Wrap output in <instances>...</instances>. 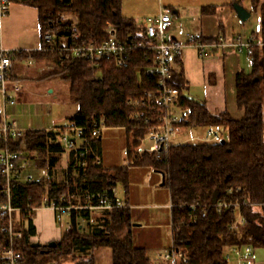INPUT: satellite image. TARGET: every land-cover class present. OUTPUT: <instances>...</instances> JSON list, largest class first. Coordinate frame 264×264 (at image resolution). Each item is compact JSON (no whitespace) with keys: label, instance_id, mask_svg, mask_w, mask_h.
<instances>
[{"label":"trees","instance_id":"1","mask_svg":"<svg viewBox=\"0 0 264 264\" xmlns=\"http://www.w3.org/2000/svg\"><path fill=\"white\" fill-rule=\"evenodd\" d=\"M35 8L39 13L42 49L33 57L54 56L57 76L70 84V102L78 107L69 119V125L91 127L105 121L107 128H127L132 132V147L148 130L144 122L141 129H132L133 116L138 110L127 105L129 100L147 98L155 93L157 78L146 77L144 72L153 65V58L144 51L131 53L127 68H117L111 61H99L93 66L83 59L60 60L57 51H44L49 45L47 34H55L66 41L101 44L105 29L112 25L124 43L147 42L144 26L123 16L124 0H14ZM250 2L251 13L259 14L260 29L252 33L254 44L247 53L251 72L242 71L236 77L238 108L244 111L241 120L227 114L212 115L206 105L188 101L182 95V108L189 111L184 128L214 129L224 131L227 137L216 143H183L172 145L168 154L157 161L154 155L136 158V166H146L164 174L170 193L172 246L187 253L189 264H229L226 256L234 248L264 249V0H238L231 6ZM215 9L204 8L209 14ZM71 15L76 22L68 18ZM73 29L76 33L73 34ZM61 42V40H60ZM218 39H204L205 44H217ZM22 54V53H21ZM11 58V62H12ZM181 74H174L170 85L183 93ZM180 78V79H179ZM150 111V110H149ZM144 112V111H143ZM149 112H144V118ZM2 119L0 117V123ZM144 124V125H143ZM62 128L56 130H30L23 139H11L10 148L34 162L43 172L39 184L14 182L11 186L12 206L25 209L28 205L41 207L44 199H58L64 194L103 193L122 185L128 187L127 168H106L101 163L81 166L83 160L75 152H67L62 143ZM225 141V143H223ZM100 151V141L95 142ZM5 144L0 140V151ZM67 166L62 169L63 159ZM139 160V161H137ZM63 174L60 180L58 176ZM5 181L0 177V201L4 197ZM245 199L259 207L243 210L244 224L233 232L231 212L219 214L214 208L205 211L199 207L192 213L188 206L213 204L221 200ZM28 201H31L28 203ZM206 212V216L203 214ZM35 212L16 214L18 237L16 250L24 256L21 264H97L96 252L108 248L112 264H155L144 248L136 246L134 235L129 232L121 238L114 233L124 226H131L130 209L108 212L109 227L102 233H85L80 218L90 213L73 212L61 240L55 247L44 245L35 248L37 236L33 223ZM8 220L0 216V224ZM8 245V238L0 232V253Z\"/></svg>","mask_w":264,"mask_h":264},{"label":"built area","instance_id":"2","mask_svg":"<svg viewBox=\"0 0 264 264\" xmlns=\"http://www.w3.org/2000/svg\"><path fill=\"white\" fill-rule=\"evenodd\" d=\"M14 0H0V22L10 13V7ZM243 23V22H242ZM246 24V23H243ZM173 25L170 11L163 10L158 16L148 18L144 23L147 42L130 41L124 43L119 40L117 30L108 24L104 33L106 39L101 44L96 43H80L73 39L70 42L65 38H58L55 34H47L45 41L49 45L44 51L47 53L57 51L60 60L83 59L89 61L96 66L99 61H111L117 68H127L131 61V53L136 51H144L153 58V65L148 68L144 75L146 77L157 78V88L155 93L147 98L129 100L127 105L137 113L133 116L135 125L132 129H141L142 122L147 127V134L137 140L138 145L135 146V160L146 154L154 155L157 161H161L168 154L169 148L172 146L171 140L173 135L183 122L189 120V112L182 108V94L180 90L170 85L173 78V71L177 60L188 47L197 50L200 57H205L213 49L234 48L240 55L248 53L254 44L252 35L245 36L238 34L233 40L226 41L223 38L218 39L217 44H205L202 35H192L189 42L182 43L171 39L169 31ZM73 34L76 29H73ZM61 40V42H60ZM14 53L5 50L2 46V33L0 29V92L5 94V85L7 83V74L11 67V58ZM15 91L21 89L19 82H14ZM150 110V111H149ZM148 111L149 115L144 118V112ZM11 115L6 111L1 116L0 123V140L5 144V148L0 151V177L5 181L4 197L5 201H0V216L8 220L6 225L0 224V232L7 236L8 245L1 250L0 264H21L24 256L16 250V239L18 233L16 226L19 221L15 218L16 214L32 212L38 213L44 210H51L55 213L57 223L64 222L65 217H70L73 212L87 213L93 211L111 212L121 209H130L126 203L117 194L116 188L103 193H86L83 194H64L58 199H44L41 207L34 208L27 206L25 209H16L12 206L11 186L14 182L24 184H39L42 177H35L31 173V169L35 168L34 162L30 159L22 157L21 154L10 148V140H21L25 136L24 130H21L15 122H9ZM143 124V125H144ZM61 143L67 152H75L79 159L83 162V168L88 167L90 160H94V165H100L102 159L99 151L96 149L95 142L98 141L104 131L107 130L105 121L96 122L91 127H79L69 125L62 129ZM222 140V136L214 129L207 130V136L201 139L205 143H216ZM124 156H129V151L124 152ZM36 169V168H35ZM31 201H28L30 203ZM175 207L173 203L170 205L172 210ZM214 208L219 214L231 212L234 220L230 224L233 232L239 230L244 224L243 210L246 207H259L245 199L237 200H221L213 204H197L188 206L192 213L197 208ZM206 216V212L203 217ZM85 221V218H80ZM172 227V226H171ZM226 259L228 262H241L242 255L239 248L232 249ZM234 253V255H232ZM161 264H189L190 260L184 251L175 249L173 246L157 257Z\"/></svg>","mask_w":264,"mask_h":264},{"label":"crops","instance_id":"3","mask_svg":"<svg viewBox=\"0 0 264 264\" xmlns=\"http://www.w3.org/2000/svg\"><path fill=\"white\" fill-rule=\"evenodd\" d=\"M237 1L124 0L122 13L124 17L135 20L136 25L144 26L148 18L156 17L163 10H168L173 20V25L169 31L171 39L187 43L190 36L199 34L204 39L223 38L231 42L238 34L248 36L257 31L249 32V22L243 24L238 18L231 6ZM246 5L251 6L249 1H246L243 7L245 8ZM212 7L215 12L202 13L204 8ZM0 29L3 48L14 53L12 55L14 59H12L11 67L7 74L5 94L3 95L0 92V117L6 111L11 115L9 122H15L24 131L56 130L69 126V119L63 123L54 117L52 107L45 103L33 102L32 100L34 97H38L41 100L50 94H54L55 87L59 85L57 81L61 80L57 76H52L56 70V59L54 56L33 57L32 55L40 52L43 47L38 10L13 1L10 13L0 22ZM246 57L247 53L240 55L234 48L229 47L213 49L205 57H200L195 48L188 47L177 60L173 76L175 74L177 76L176 81H178V75L180 76L181 74L182 95L188 101L206 105L212 115L227 114L234 120H241L244 117V111L240 110L237 105L236 77L242 71L245 72ZM18 63L21 65L26 64L27 67L34 65L37 70L36 76L34 78H25L22 71L16 72ZM14 82L20 83V91H15ZM35 85H39V88L35 89L33 87ZM49 90L51 91L49 92ZM186 111L189 112L188 110ZM183 128L180 126L178 130L182 132ZM207 130L205 129L206 136ZM206 136L196 134L194 138L202 139ZM103 139L102 133L99 139L100 151H102L101 144ZM178 144L183 143L180 142ZM126 150L129 151L127 158L124 156ZM123 151L124 160L128 159L129 163H132L135 160L134 150L130 151L124 148ZM129 165L130 167H137L136 165ZM146 168L152 171V168ZM155 173L162 177L160 172L155 171ZM125 193H128V187L125 189ZM127 198L125 202L129 204V198ZM46 212L50 214V222L39 221V224L37 220L33 222L37 234L34 241L38 240L39 227L43 228L44 234H42V241L39 242L42 245L58 242L62 238V233L55 225V213L51 210L40 211V213ZM17 221H19L18 218ZM64 221L67 223L69 217H65ZM80 222L85 233L99 234L108 230L109 215L108 212L93 211L90 212L89 218L85 219L84 222L80 220ZM44 225L48 228L47 230ZM132 227L133 231L128 229L124 234L136 232V229L144 230L142 224L136 225L135 219L132 220ZM240 251L243 264H264V249L244 247ZM155 259H157V256ZM235 263L239 264L236 260Z\"/></svg>","mask_w":264,"mask_h":264},{"label":"rangeland","instance_id":"4","mask_svg":"<svg viewBox=\"0 0 264 264\" xmlns=\"http://www.w3.org/2000/svg\"><path fill=\"white\" fill-rule=\"evenodd\" d=\"M245 9L251 11V7L246 5ZM68 18L76 22L77 19L71 15ZM260 29V16L259 14H252L249 20L248 31L253 30L259 31ZM255 31V32H257ZM246 64L244 67L245 72H251L250 59L246 57ZM250 66H249V64ZM35 64V63H34ZM30 66V65H29ZM22 71L25 78H34L36 76L37 70L34 65L27 67L26 64H17L16 72ZM58 86L55 87V93L50 94L47 97L40 100L38 97H34L33 102H41L42 104H47L52 107L54 117L61 122H67L66 120L74 116L78 107L70 102V84L67 81L58 80ZM35 89L39 88V85L33 86ZM52 90V89H51ZM49 90V92L51 91ZM67 118V119H66ZM183 127V126H182ZM178 130L171 140V145H176L178 143H195L202 142L200 138H194L196 134L200 136H206V131L203 128H183L182 132ZM223 138L227 137V133L224 131L219 132ZM103 142L101 144L102 151H100V156L103 159V166L106 168H127L129 172L128 177V193H125V187L120 185L116 188L117 194L120 198L126 201L129 198V206L131 207V214L133 219L136 220V225H143L144 230L136 229L133 232L136 246L144 248L148 252L149 258L155 264H161V262L156 258L163 254L165 251L172 247V232H171V198L167 187L162 185L163 178L161 175L155 173V171L146 166L130 167L129 160H124L123 150L124 148L133 151L132 147V132L127 128H111L103 132ZM204 139V138H202ZM139 161V160H137ZM136 163V162H135ZM136 165V164H134ZM67 166L66 159L64 157L62 163V169ZM150 170V171H149ZM31 173L35 177H42L43 172L38 169L32 168ZM150 175V176H149ZM150 177V179H149ZM63 174L58 176V179H62ZM127 194V195H126ZM127 198V199H128ZM131 204V205H130ZM46 213H35L33 217V222L37 220L50 222V214ZM56 221V216H55ZM56 228L60 230L62 236L65 230L68 228V224L57 223ZM45 226V229L48 228ZM40 228V233L38 235L37 242L42 241L43 228ZM132 230L131 226H124L114 233V238H121L125 236L124 232L127 230ZM140 230V231H139ZM35 240V238L33 239ZM34 241V242H36ZM230 252H233L232 250ZM234 255V253H232ZM97 264H111L112 254L111 250L108 248L100 249L96 252ZM229 264H236L235 261L229 262Z\"/></svg>","mask_w":264,"mask_h":264},{"label":"water","instance_id":"5","mask_svg":"<svg viewBox=\"0 0 264 264\" xmlns=\"http://www.w3.org/2000/svg\"><path fill=\"white\" fill-rule=\"evenodd\" d=\"M234 10L238 16V18L241 20V22L243 23H247L249 22V20L251 19L252 17V13L249 12L247 9H245L243 6L239 5V4H235L234 5ZM223 143H225V141H223ZM162 174V173H161ZM162 177H163V183L162 185L165 184V177H164V174H162ZM44 245H42L41 243H35L33 244V247L35 248H42ZM56 246V243L55 242H52V243H49L48 244V247L52 248V247H55Z\"/></svg>","mask_w":264,"mask_h":264}]
</instances>
